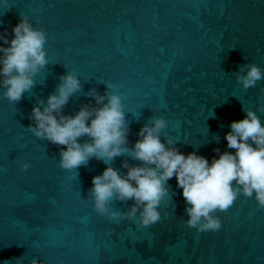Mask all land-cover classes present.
Here are the masks:
<instances>
[{
  "label": "water",
  "instance_id": "water-1",
  "mask_svg": "<svg viewBox=\"0 0 264 264\" xmlns=\"http://www.w3.org/2000/svg\"><path fill=\"white\" fill-rule=\"evenodd\" d=\"M23 16L45 31L48 63L21 100L9 101L0 89V264H264V208L254 195L241 193L215 211L218 231L197 232L186 224L173 177L160 221L141 227L139 212L135 220L123 216L134 201L114 197L101 214L90 195L92 178L106 167L123 176L124 163L139 161L127 153L90 157L67 170L60 166L64 146L29 129L33 105L46 104L71 73L81 87L63 114L99 107L93 90L118 94L129 148L144 125L163 117L162 141L171 137L184 154L211 161L214 149L234 152L224 138L232 121L250 109L264 123V79L248 89L236 79L242 66L264 70V0H0V32L7 29L9 39Z\"/></svg>",
  "mask_w": 264,
  "mask_h": 264
},
{
  "label": "clouds",
  "instance_id": "clouds-1",
  "mask_svg": "<svg viewBox=\"0 0 264 264\" xmlns=\"http://www.w3.org/2000/svg\"><path fill=\"white\" fill-rule=\"evenodd\" d=\"M46 40L45 31L34 27L27 16L12 27L11 39L7 29L0 32V89L9 101L21 100L32 89L34 77L48 63ZM239 71L242 74L236 79L244 89L255 87L264 79V70L257 64L242 66ZM80 87L75 75H63L46 104L38 101L33 105L29 119L34 124L29 129L38 138L64 146L59 152L60 166L67 170L79 167L90 157L109 161L125 153L140 162L136 166L124 163L127 171L123 176L106 167L101 175L92 178L90 195L97 212L109 213L108 205L114 197L132 200L134 203L123 214L124 218L135 220L139 212V225L150 227L161 219L159 204L173 177L185 200L186 224L197 232L218 231L221 221L212 214L229 209L241 193L247 197L254 195L258 207L264 208V123L255 111L244 110L243 119L230 123L224 138L227 148L235 151L214 149L217 155L210 161L196 152L182 153L172 146L171 137L162 141L161 131L167 127L163 117L154 118L150 126L144 125L133 146L127 147L129 128L121 97L115 93L100 95L93 90L89 95L99 107L83 106L75 115L63 114L69 98ZM258 111H264V106ZM84 136L90 142L81 143ZM21 167L27 170L29 164L23 163ZM118 216L119 213L111 212L113 219ZM16 264H21L20 258ZM31 264L39 262L32 260Z\"/></svg>",
  "mask_w": 264,
  "mask_h": 264
}]
</instances>
